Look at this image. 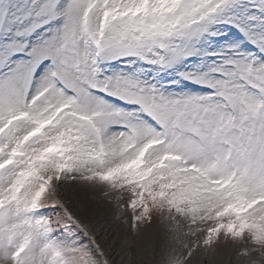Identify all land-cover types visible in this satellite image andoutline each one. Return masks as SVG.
<instances>
[{"label":"snow or ice","instance_id":"6c2138e0","mask_svg":"<svg viewBox=\"0 0 264 264\" xmlns=\"http://www.w3.org/2000/svg\"><path fill=\"white\" fill-rule=\"evenodd\" d=\"M66 184L264 264V0H0V264H110Z\"/></svg>","mask_w":264,"mask_h":264},{"label":"rangeland","instance_id":"374dc122","mask_svg":"<svg viewBox=\"0 0 264 264\" xmlns=\"http://www.w3.org/2000/svg\"><path fill=\"white\" fill-rule=\"evenodd\" d=\"M63 193L64 198L72 201L74 204H80L87 200L93 201V206L96 207V212L89 217V221L95 224V231L101 234L99 242L104 245L106 251L109 252L110 264H125L122 261L124 258H120V251L124 250L123 252L127 253L130 250L129 248H131V251L129 252H132V256L135 258L132 264H141L139 262H142L143 264L151 259V254L149 252L154 253L152 250L156 249L160 241V236L158 235L155 224L142 240L137 238L134 247H129L126 244L129 248L122 249L117 242L126 243L129 238V225L128 223H125V221L130 222L131 220L130 210L121 214L119 211L115 210L114 207L106 205L104 201L101 200L98 193H85L78 186L71 184L65 185ZM99 206H102V208ZM96 220L98 221L96 222ZM96 226H100L102 229L96 230ZM112 242L116 245L107 248L108 243ZM204 255L206 257L204 256V258H202V261H204L202 264H231V259H236L237 257L235 249L230 244H222L215 252H204ZM150 264H153V262L151 261Z\"/></svg>","mask_w":264,"mask_h":264},{"label":"bare ground","instance_id":"6f19581e","mask_svg":"<svg viewBox=\"0 0 264 264\" xmlns=\"http://www.w3.org/2000/svg\"><path fill=\"white\" fill-rule=\"evenodd\" d=\"M88 201V200H87ZM101 208V207H100ZM111 211V210H110ZM99 217V216H98ZM99 220V219H98ZM98 220H96V222L98 221ZM101 220V219H100ZM109 221V220H108ZM97 228H96V230L97 229H102L100 226H96ZM156 234V233H155ZM104 243V242H103ZM121 247H122V249L123 248H129L127 245V243H120V242H117ZM152 243V242H151ZM158 243V242H157ZM105 244V243H104ZM127 244V245H126ZM114 245H116V244H114L113 242L112 243H108V246H107V248H111L112 246H114ZM144 247V246H143ZM154 247V246H153ZM130 250L129 251H131V248H129ZM151 249H153V248H151ZM124 251V250H123ZM123 251H120V253H121V255H120V258L121 259H123L122 261L125 263V264H132L133 262H134V260H135V258L132 256V252H127V253H125V252H123ZM152 251H154V253L152 252H149L150 254H151V259L149 260L148 258V260L149 261H147L146 263H143V264H150V262L152 261L153 262V264H164V261L168 258V253H169V249H168V246H167V244H166V242L160 237V241H159V243H158V246L156 247V249L155 250H152ZM131 253V254H130ZM148 253V252H147ZM148 253V254H149ZM135 255V254H134ZM112 256H113V254H112ZM204 253H201L198 257H197V259H196V264H202L204 261H202V258H204ZM206 257V256H205ZM236 260H237V257H236V259H231V264H236ZM144 261V260H143ZM145 262V261H144ZM139 263H141L142 264V262H139Z\"/></svg>","mask_w":264,"mask_h":264}]
</instances>
